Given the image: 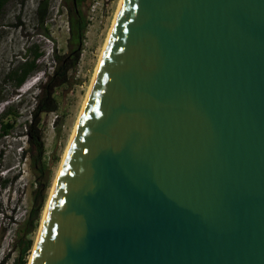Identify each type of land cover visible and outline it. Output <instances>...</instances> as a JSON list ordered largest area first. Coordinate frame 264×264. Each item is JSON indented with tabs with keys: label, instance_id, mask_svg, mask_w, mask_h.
<instances>
[{
	"label": "water",
	"instance_id": "water-1",
	"mask_svg": "<svg viewBox=\"0 0 264 264\" xmlns=\"http://www.w3.org/2000/svg\"><path fill=\"white\" fill-rule=\"evenodd\" d=\"M28 264H264V0H123Z\"/></svg>",
	"mask_w": 264,
	"mask_h": 264
},
{
	"label": "rangeland",
	"instance_id": "rangeland-1",
	"mask_svg": "<svg viewBox=\"0 0 264 264\" xmlns=\"http://www.w3.org/2000/svg\"><path fill=\"white\" fill-rule=\"evenodd\" d=\"M38 1L9 0L0 11V264H13L18 246L30 242L25 255V264L29 263L56 173L119 2L84 0L79 8L86 23L83 37L70 42V0H51L42 26L36 17ZM34 46L41 53L39 70L14 88L4 75ZM54 54L69 69L64 84L53 86V80L51 86L48 82L57 65ZM43 86L48 87L46 100L55 99L56 111L34 117ZM7 110L11 115L3 116ZM8 121L13 128L4 137L2 125ZM30 124L42 143L38 162L35 149L28 151Z\"/></svg>",
	"mask_w": 264,
	"mask_h": 264
},
{
	"label": "trees",
	"instance_id": "trees-1",
	"mask_svg": "<svg viewBox=\"0 0 264 264\" xmlns=\"http://www.w3.org/2000/svg\"><path fill=\"white\" fill-rule=\"evenodd\" d=\"M51 0H39L36 8V17L37 22L40 26L45 23L48 18V11L50 8ZM9 2V0H0V11L3 9L5 4ZM71 7L73 8V16L70 17V42H77L83 37V33L86 27V23L82 16L80 15L79 8L81 4L84 3V0H70ZM47 37V34L44 33ZM28 52V55H27ZM41 57V53L38 51L36 46L32 47L28 51H26L22 56H20V61L18 64L9 70L4 75V80L12 82L14 88H19L22 84L33 74H35L39 68L37 62ZM53 61L57 62V65L54 67L53 75L49 79L48 85H51L53 81V86L57 84H64L66 82V73L68 71V67H63L61 65V58L57 55H53ZM52 86V85H51ZM48 87H42L40 94L41 97L38 99V102L33 110V116L36 117L39 113H50L56 111V102L55 99L46 100V95L48 94ZM45 95V96H44ZM37 97V96H36ZM11 115V111L7 110L3 116ZM13 128L11 122H5L2 125L1 134L4 137L9 136L11 129ZM28 143L29 150L31 151L35 149L36 157L34 160L37 162L40 161L42 157V143L40 142V135L37 130H33V125L30 124L28 128ZM27 153V150L24 151ZM23 153V155H24ZM30 249V242H28L25 246H18V256L16 260H14L13 264H25V255L27 251Z\"/></svg>",
	"mask_w": 264,
	"mask_h": 264
},
{
	"label": "bare ground",
	"instance_id": "bare-ground-1",
	"mask_svg": "<svg viewBox=\"0 0 264 264\" xmlns=\"http://www.w3.org/2000/svg\"><path fill=\"white\" fill-rule=\"evenodd\" d=\"M122 1H123V0H119V2H118V5H117V8H116V11H115L114 17H113L112 22H111V26H110V28H109V30H108L107 36H106L105 41H104V43H103V46H102V48H101V50H100V54H99L98 61H97V64H96V66H95V69H94V73H95V71H96L97 65H98V63H99V60H100L101 55H102V53H103V50H104V48H105V45H106V42H107V40H108V37H109L110 31H111V29H112V26H113V24H114V22H115V19H116L118 13H119L120 7H121V5H122ZM94 73H93V76H94ZM93 76H92V79H93ZM92 79H91L90 84H89V86H88V89H87L86 95H87L88 90H89V88H90V85H91ZM86 95H85L84 100H83V102H82V106H83V104H84V101H85ZM82 106H81V109H82ZM81 109H80V111H79V113H78V116H79V114H80V112H81ZM77 118H78V117H77ZM76 120H77V119H76ZM75 123H76V122H75ZM74 126H75V124H74ZM73 129H74V127H73ZM72 132H73V130H72ZM71 135H72V133H71ZM71 135H70V138H71ZM70 138H69V140H68L67 146H66L65 151H64V153H63L62 160H61V162H60V166H59L58 171H57V173H56V176H55V179H54V182H53V185H52L51 191H52V189H53L54 183H55V181H56V178H57V176H58L59 170H60V168H61V165H62V162H63L64 156H65V153H66V150H67V147H68L69 141H70ZM51 191H50V194H51ZM47 202H48V201H47ZM46 204H47V203H46ZM45 208H46V206H45ZM44 213H45V209H44V212H43V215H42V219H41V222H40L41 224H42V221H43V218H44ZM41 224H40V227H41ZM39 230H40V228H39ZM39 230H38V234H37V236H36L35 244H36L37 239H38ZM35 244H34V247H35ZM34 247H33V249H34ZM32 252H33V251H32ZM31 255H32V253H31ZM30 258H31V256H30ZM29 261H30V259H29Z\"/></svg>",
	"mask_w": 264,
	"mask_h": 264
},
{
	"label": "clouds",
	"instance_id": "clouds-1",
	"mask_svg": "<svg viewBox=\"0 0 264 264\" xmlns=\"http://www.w3.org/2000/svg\"><path fill=\"white\" fill-rule=\"evenodd\" d=\"M32 95H34V92L32 93Z\"/></svg>",
	"mask_w": 264,
	"mask_h": 264
}]
</instances>
